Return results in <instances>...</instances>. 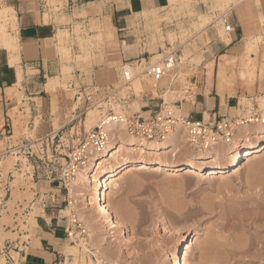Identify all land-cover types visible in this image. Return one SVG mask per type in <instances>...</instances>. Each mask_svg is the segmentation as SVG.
I'll return each mask as SVG.
<instances>
[{"label": "rangeland", "instance_id": "374dc122", "mask_svg": "<svg viewBox=\"0 0 264 264\" xmlns=\"http://www.w3.org/2000/svg\"><path fill=\"white\" fill-rule=\"evenodd\" d=\"M168 1L169 8L161 15H157L155 12L149 15L143 14L146 22L141 29L143 34L148 36L146 41L147 51L155 53L150 60L151 63L159 61L168 53L174 54L179 51L178 56H175L177 59L175 68L170 71V74L157 88H153L147 77L140 75L144 63L141 67H137L135 63L133 64L130 70L133 79L129 84L124 85L122 80L123 67L119 58L117 42L113 39V35L109 34L106 24L95 20L92 16L87 17L85 11L78 13L64 11L60 20H57L59 27L63 30L70 27L69 23L66 24L65 14L79 15V18L74 19L70 33L64 31L56 36L57 55L63 63L61 71L56 77L57 87L51 94L43 96V102L37 100L39 110H41L43 103L44 116L41 117V120H35L32 134L27 131L29 121L27 105H24V116L23 113L19 112V108L23 106L20 103L21 96L15 92L10 96V98L15 96L18 101L15 110L12 109L9 112L13 125V145L19 144L24 137L36 140L38 138L36 136L37 131L41 127L47 130L42 135L53 133L51 137L56 136L54 141L63 137V140L69 139L70 146L76 145L84 132H88L97 125L108 108L104 104L99 108H95L91 106L92 103L108 96L112 101L119 100L118 102L123 107L126 106V109H122L118 105L119 103L112 105L114 110L123 111L128 115L139 112L145 96L154 99L152 102L155 104L158 103L157 99L159 98L164 99L166 102L176 101L184 98L183 94L179 93L180 90L190 88L194 94H199L198 97H201V95L204 97L208 95L209 98L216 97L214 86L220 57L215 64L213 60L204 56L203 51L209 41L206 31L210 29L216 35L217 41L220 42L225 33L219 17L229 12L234 3L232 1L219 4L217 0ZM46 4L45 21L49 19L50 14L54 15L58 12L57 5L58 8L62 6L60 2L55 0H48ZM92 9L88 11V14ZM11 13L10 8L4 4L3 0H0V26L2 27L0 34L2 32L15 33L17 25L13 24L14 20ZM200 15L207 17L201 28L193 25L199 23ZM239 19L243 28L242 20L240 17ZM250 20L253 23V20ZM250 20L248 19L251 23ZM171 24H174L175 27H167ZM252 25L253 27H249V31H251L249 37L245 35L243 30L244 40L240 43L239 50L235 54L231 52L224 54L228 57L238 58L233 69L236 76L234 78L235 83L225 98H237L240 107L239 115L243 112H253V109H256L264 119V82H262V73H260L264 72V68H262L264 65V32L262 29L259 30L262 28V24L260 27ZM166 29L174 30L173 32L176 34V36L167 34L166 40L170 44L171 50H168V47L164 45L165 39L162 32ZM217 29H220L222 36L217 34ZM99 33H102L101 37L97 36ZM248 42L252 49L255 48V51L251 50L249 52V58L243 57L245 50L242 49V46ZM157 43L161 48L159 53H157ZM7 50L8 52L11 51L10 49ZM242 58L245 63L248 62V59L255 61L256 82H250L249 78L246 80L241 79L240 64ZM209 69H212L213 83L210 93H208L207 88ZM259 73L261 76H259ZM174 75L177 78L174 86L175 90H179L178 93L164 94L163 87L169 84ZM185 99L189 100L188 97H185ZM124 100H127V104L124 103ZM197 110L198 108L192 109L195 113ZM185 111L190 113L187 107H185ZM90 112H93L94 118L88 121L86 114ZM200 117L201 115H195V118ZM258 128L264 131V124L244 128L246 131L243 129L245 135L242 133V139L250 137V140H255L256 137L254 138L253 133ZM69 135H73L71 139ZM175 145L178 147L176 153V162L178 163L185 162L193 150H198L182 139L175 140ZM215 149L217 150L218 146ZM0 155V166L4 179L7 180V173L15 166L17 158L5 154V146L2 143H0ZM50 155L49 151L48 160L52 162L49 170L46 171L52 172L53 177L59 179L61 170L65 168L64 161L56 154H53V158ZM165 156H162L163 161L172 160L173 158L172 152ZM256 156L258 157L255 161L262 164H260L261 167L257 171L250 174L247 172L248 165L252 162L250 156H245L239 167L225 174L208 175L203 173L198 177H189L171 171L123 172L118 182L119 184L123 183L122 185L127 183V185L123 186L119 196H109V204L113 211L116 213L118 211L123 216L124 228L125 230L128 229L129 232L131 231V234L133 233V240L127 245L125 239H123L124 237L119 235L120 237L116 238L118 239L116 242L105 244V249L102 251L104 255L98 253L94 256L112 264H169L166 258L167 254L170 248L178 244L180 257L186 264H264V249L260 245L257 246L256 238L252 236L255 228L263 232L264 235V151H260ZM19 160L21 161L20 171H13L12 182L10 181L9 184L11 196L6 203L8 214L5 211L0 212V247H2L5 240H16L18 234L26 230L23 222L29 223L27 217H21V213L32 198V193L28 191V188L33 173L32 165H38V161L32 160L29 162L24 158ZM38 171L39 174L45 175L46 171L42 170L41 167ZM56 182L59 183L58 180ZM69 182L70 180L66 184L67 191L63 189L62 184L60 188L65 196H69L70 201L73 202L71 209L77 213V217L80 216L81 223L83 222L81 224L83 239L78 243L69 244L71 248L68 250H73L78 255L74 258L71 256L73 258L71 263L103 264L101 260L95 263L91 257L93 255L83 247L89 250L92 249L96 253L97 247L99 248L102 242L105 241V226L99 220L96 226L91 225L93 231L89 228V225H86V222L91 216H94V213L93 211L86 212L87 209L83 210L86 205L82 201V196L75 198V196L69 194ZM3 187L4 185L0 186V197L5 196ZM74 191L84 195L89 193L82 186L75 187ZM109 191L105 190V194ZM24 199L27 200V203L23 204V209L20 210L17 203L22 204ZM182 206L184 208L186 206L185 209L182 208L183 212L179 209ZM178 211L181 213L186 211L187 216H184L185 214L183 215L184 218L179 216ZM15 212L18 217L13 219ZM115 212L113 213L115 214ZM64 215L68 216L67 210ZM82 215L84 216L82 217ZM13 220L17 222L18 230L15 229ZM3 226L9 227V229L4 230ZM170 226L175 230L169 228ZM14 229L15 231L12 232ZM170 229L174 232H170ZM106 242L108 243L107 240ZM106 256L110 258L107 259ZM13 257L16 259V256L13 255ZM0 264H4L3 259H1Z\"/></svg>", "mask_w": 264, "mask_h": 264}, {"label": "crops", "instance_id": "0c3cea01", "mask_svg": "<svg viewBox=\"0 0 264 264\" xmlns=\"http://www.w3.org/2000/svg\"><path fill=\"white\" fill-rule=\"evenodd\" d=\"M47 1L3 0L6 6L14 9L13 24L17 25L14 34L8 33L16 39V50L6 52L4 40L0 39V143L4 144L5 151L13 146V125L9 112L18 105L17 98L15 96L10 98V96L14 92L21 96L20 103L23 106L19 108V112L24 116V105H27L29 110L27 131L32 134L35 120H41V117L44 116L43 103L39 110L37 100L43 102V96L54 91L47 90L50 82L55 86L54 89L57 87L56 83L58 84V82L55 83V80L63 63L57 55L56 36L64 31L70 33L74 19L79 18V15L65 14L66 24L69 23L70 27L67 26V30H63L59 27L57 20H60L64 11L77 13L85 11L87 17L92 16L95 20L104 22L109 34L113 35V39L117 42L119 58L123 67L133 66L134 63L141 60L146 62L155 55L146 49L148 36L141 31L146 22L143 14L149 15L155 12L157 15H161L169 8L168 0H55L62 6L58 8L57 5L58 12L54 15L50 14L49 19L45 21L44 11L47 8ZM91 8L93 9L88 14ZM259 11L262 18L261 29L264 32V0H259ZM228 15L233 28L229 44L225 45L223 42L217 41L216 35L210 29L206 31L209 41L203 54L213 60L215 64L216 60L226 52L235 54L240 48V43L244 40L239 14L234 5L231 6ZM206 18L205 15H200L199 23L193 25L201 28ZM171 26L175 27L174 24L167 27ZM167 29L162 32V36L165 39V47L171 50V46L166 40L167 34L174 36L176 34L173 32L174 30L169 29V32ZM97 36L101 37L102 33ZM160 50V45L157 43V53ZM178 53L179 51H176L175 56H178ZM198 95L195 96L193 106H186L193 116H200L203 112L208 115L215 113L222 117L238 115L240 107L236 97L225 98L224 102H221L217 94L216 97L211 98L208 95L206 97L201 94V97H198ZM142 102L144 103L139 109L141 112L147 111L145 108L157 105L148 96H145ZM194 108H198L199 111L197 110L195 113L192 111ZM46 132L47 130L41 127L36 136H44L42 134ZM25 139L30 138L24 137L20 142ZM38 170L37 166H33L28 188V191L32 193L31 200L27 203V200L24 199L22 204L17 203L20 210L23 209V204L27 203V207L22 213L23 217H27L29 223H25L26 230L18 234L14 243L8 245L10 240L3 242L0 250L3 251L4 256L0 258V262L3 259L4 264H72L73 258L67 254L68 249L71 248L69 244L72 243L65 233L68 222L67 216L64 215L66 196L60 188L61 183L48 179L44 174H39ZM10 196L9 188L5 192L1 206H6ZM13 255L16 256V259ZM91 257L95 263L98 260L102 261L100 257ZM102 262L103 264H112Z\"/></svg>", "mask_w": 264, "mask_h": 264}, {"label": "bare ground", "instance_id": "6f19581e", "mask_svg": "<svg viewBox=\"0 0 264 264\" xmlns=\"http://www.w3.org/2000/svg\"><path fill=\"white\" fill-rule=\"evenodd\" d=\"M232 1L234 3L233 4L234 7L236 8V12H238L239 17L242 20L244 33L247 37H249V32L251 33V31H249L250 30L249 27L250 26L253 27L252 24L257 25V27H260V25L262 24V18H261V14L259 11V0H217L219 4L220 3L225 4V3L232 2ZM9 8L14 18V14H13L14 9L11 7ZM248 19L249 20L252 19L253 23L250 20L252 23L251 24L248 21ZM257 27L254 26L255 29H257ZM1 29L2 27L0 26V30ZM259 30H261V28ZM216 32L218 35L222 36L221 35L222 32H220V29H217ZM0 35H1L0 39L4 40L5 45L4 44L3 45L5 46L6 52H8L7 49H10L13 51L16 50L17 48L16 39L12 37V35L10 36L9 34L5 32L4 33L2 32V34ZM223 35L224 36L221 39V42H223L225 45L229 44L231 41L230 35L226 33ZM169 38L171 39L170 36ZM249 42L246 45L242 46V49L245 50V54L243 55V57H248L249 52L251 50L255 51V48L253 47L254 49H252ZM237 61H238V58L236 57H228L226 55L220 56V59L217 65V70H216V83L214 87L216 90V94L219 96L221 102L224 101L226 94L228 93V91L231 90V87L235 83L234 78L236 76L234 74L235 72H233V69ZM176 63L177 62L171 61L169 63V68L174 69L176 66ZM263 66L262 68H264ZM255 67H256V64L253 59L252 60L248 59V62L245 63L242 58L241 64H240L241 79L246 80L249 78L250 82H254V81L256 82ZM211 71L212 69H209V72H208L209 73L208 74L209 76L208 77V87H207L208 93H210V89L213 87ZM260 73H262L261 78H263L264 80V77H263L264 72L262 71ZM260 73H259V76H261ZM263 80L262 82H264ZM56 81L57 80H55V83ZM56 86H57V83H56ZM54 87L55 86H53V84L50 82V84L47 87L48 88L47 90L52 92L53 90H55ZM164 94H168V93L166 92ZM191 100L193 101L194 99L192 98ZM86 115H87L88 121H91L94 118L93 112H90ZM207 116L208 114L206 112H203L201 114V118L203 119H207L208 118ZM261 128H258L257 131L253 133L254 138L256 137L255 140H250V137L241 139L240 141H237L234 139L230 143H223V144L218 145L219 147L217 150L208 149V148H206L205 150H199V149L193 150L190 156L187 157L188 159H186L185 162L178 163L176 162V153L178 152V147L177 145H175V140L179 141L182 139L188 143V140L186 139L185 135L182 132L173 133L169 135L164 142L156 144V143L146 142L145 140L137 141L134 138L129 137L126 134V132L123 130V127L121 125H118L115 123H108L106 125V130L109 135L108 150L105 151L104 153L97 155L96 158L93 160V163L88 168L78 171L70 179V182L68 184L69 194H71L73 197L75 196V198L82 196V201L86 205V208L83 210L87 209L86 212L93 211L94 213V216L93 217L91 216V218H89V220L86 222V225H89L90 226L89 228L91 229V225L96 226L97 221L99 220L103 223L102 225L105 226L104 228V231H106V236H104L105 241L104 243L102 242V244L100 243L101 245L99 248L97 247L96 253L91 252L92 250H89L86 247H83V248L89 251L93 256L98 253H101L102 255H104L102 251L103 249H105V244H109L110 242L111 243L116 242V240H118L116 239L117 237L123 236L124 237L123 239H125L124 241L127 245L128 243L132 242L133 233L131 234V231L129 232L128 229H126L127 231L125 230L124 228L125 226L123 225L124 223L122 222L123 216L119 214L120 212L118 213L117 211L116 213L115 211H113L111 209L112 207H110L111 205L109 204V196H112V197L119 196L121 193V190L123 189V186L125 184L127 185V183H124V185H122L123 183L119 184L118 182L120 175L123 172L129 173V172H134V171L136 172L137 171H162V172L171 171L175 173H182L183 175H186L189 177H198V176L203 175V173H207L208 175L225 174L229 172L230 170L239 167L245 156H250L251 157L250 159H252V162L248 165V169H247L248 170L247 172L250 174L254 171H257V169L261 167L260 164H262L260 162L258 163L255 161L256 157H258L256 156L257 153H259L260 151H264V131H262ZM195 148L197 149V147ZM171 152L173 154L172 160L163 161L162 156L164 155V157H166L165 155ZM77 186H80V187L82 186L86 188L89 193H87V195L81 194L78 191L76 193L74 191V188ZM105 190H110V191L105 194ZM72 206H73V202H72ZM182 208L184 207L183 206L181 208L179 207V209L181 210ZM113 212H115V214ZM181 212H183V210ZM181 212L178 213L179 216H182L183 218L184 216H187L185 213L186 211L184 213H181ZM187 212H189V210H187ZM84 215H82V217ZM169 228H173V227L170 226ZM256 229L257 228L253 229L252 236L256 238L257 243L256 242L255 243L257 244V246L260 245L261 248L264 249L263 232H261L258 229L256 230ZM174 230L170 229V232L171 231L174 232ZM106 240L108 241V243L106 242ZM76 253L77 252L73 250H69L67 254H69L70 256H73L74 258V257H78ZM106 258L108 259L110 257L106 256ZM166 258L168 259L169 264H186L185 261L180 257V251H179L178 244L170 248V251L168 252Z\"/></svg>", "mask_w": 264, "mask_h": 264}, {"label": "built area", "instance_id": "2783aa9c", "mask_svg": "<svg viewBox=\"0 0 264 264\" xmlns=\"http://www.w3.org/2000/svg\"><path fill=\"white\" fill-rule=\"evenodd\" d=\"M219 21L222 24L223 32L226 34L233 33V28L229 22L228 12L222 14L219 17ZM177 62L175 54L168 53L161 60L155 63H151L150 60L144 62L143 60L137 61L135 64L137 67L142 66V71L140 75L147 77L151 82L153 88H157L162 81L170 74L172 70L169 68L170 62ZM128 68V69H127ZM132 66H123L122 80L124 85H127L132 80V72L129 71ZM176 75L172 77L169 84L163 87L164 93H178L179 90H175V80ZM184 98L176 101L166 102L164 99L159 98L156 106L151 108H145L146 113L139 112L128 115L123 111H116L113 109L112 105L118 104L122 109H126V106H122L119 100H113L108 96L103 99H98L92 103V107L99 108L103 104L108 106L105 114L102 116L100 121L95 127L90 129L88 132H84L81 139H79L76 145H71L69 139L63 140L60 137L59 140L54 141L56 136L44 135L38 137L36 140L25 139L19 144H15L5 151V154L14 156L17 158L15 166L12 170L7 173V180L4 179L3 171L0 166V186L4 185L3 191L6 192L10 188V183L12 182L13 171H20L19 167L21 161L19 159H26V161L36 160L38 169L49 170L50 163L52 161L48 160V152L50 151V157L53 158V154L60 156L65 164V168L61 170L59 179L53 177L52 172H45V176L48 179L59 181L62 184L64 190L67 191L66 184L68 181L80 170L88 168L97 155L104 153L108 150L109 145V135L106 130V125L108 123H115L121 125L123 130L129 137L135 140H145L149 143H162L166 138L176 132H182L188 144L197 147L199 150L214 149L220 144L230 143L234 139L240 141L242 139V133H244V128L264 124V119L262 115L257 110L250 111L249 113L243 112L241 115L235 116H217L215 113L209 115L207 120L203 118H195L190 113H186L185 107L187 105L193 106L196 94L192 92V89L187 88L186 90H180ZM188 97V99H185ZM152 99V98H151ZM154 100V99H152ZM127 104V100H124ZM237 106V103H236ZM74 134V133H73ZM73 135H69L71 139ZM219 147V146H218ZM45 160H48L47 162ZM11 181V182H10ZM5 198L0 197V212L5 211L8 214L7 207L1 206L2 200ZM72 201H70L69 196H66L65 209L68 210V222L65 228V233L67 238L72 244L78 243L83 239V228L82 223L78 219L76 213L71 209ZM13 219L18 217L15 212L13 214ZM23 217V213H21ZM15 229L19 226L15 220H13ZM25 225V222H23ZM4 230L9 229L7 226H3ZM12 230V232L15 231ZM18 230V229H17ZM13 241L8 243L12 244ZM24 245H26L24 243ZM4 256L2 250H0V258Z\"/></svg>", "mask_w": 264, "mask_h": 264}]
</instances>
